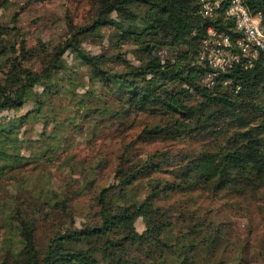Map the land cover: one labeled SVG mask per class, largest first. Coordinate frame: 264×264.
<instances>
[{
    "label": "trees",
    "instance_id": "trees-1",
    "mask_svg": "<svg viewBox=\"0 0 264 264\" xmlns=\"http://www.w3.org/2000/svg\"><path fill=\"white\" fill-rule=\"evenodd\" d=\"M9 3L0 0V9ZM244 3L252 13L264 12V0ZM19 16L0 21V264H214L197 257L205 223H192L188 212L180 225L181 216L161 201L173 193H264V55L250 68L236 63L208 87L203 80L211 70L199 58L201 39L212 25L234 41L229 19L203 20L197 0H94L91 20L76 25L67 15V37L34 68L18 62L26 46ZM26 105L25 114H9ZM139 114L156 121L123 148L115 181L98 191L85 222L76 223L74 193L28 188L18 178L51 146L42 140L46 146L36 155L23 154L31 140L20 131L28 123L45 129L52 122L46 139L57 137L60 125L76 131L81 119L92 128L120 126ZM136 141L204 145L142 156L132 152ZM167 168L171 181L155 177ZM5 183L14 188L8 195Z\"/></svg>",
    "mask_w": 264,
    "mask_h": 264
},
{
    "label": "rangeland",
    "instance_id": "rangeland-1",
    "mask_svg": "<svg viewBox=\"0 0 264 264\" xmlns=\"http://www.w3.org/2000/svg\"><path fill=\"white\" fill-rule=\"evenodd\" d=\"M28 3V4H26ZM94 0H10V3L0 9V21L10 22L14 12H19L18 24L22 28V37L26 41L25 52L18 56L20 64H31L37 68L47 60L50 46L62 42L67 37V18L69 15L76 25L88 23L93 16ZM4 35L0 32V43ZM85 48L97 52L94 43H85ZM132 46H125L124 50ZM163 56L168 53L161 52ZM128 58L133 60L132 54ZM67 62L76 67L77 61L69 55ZM66 100L62 99L63 104ZM26 105L21 110L9 112L19 116L30 110ZM65 113L59 114L63 124ZM156 121L146 114L129 116L128 122L117 126V123L106 122L92 128V123L86 120L77 121L78 129L74 131L64 125L59 126L57 137L46 138L52 133L53 123L47 128L41 123H28L21 129V137L31 140L29 148H23L22 153L37 154L44 146L51 144L45 155L37 160L30 159L19 173L27 187L45 190L47 187L53 192L62 191L74 193L71 204L75 210L76 223L85 222L89 211L93 207L94 197L98 191L115 181L113 169L118 162V156L135 135L145 126ZM46 130V131H45ZM43 134V135H41ZM45 144L43 143V141ZM201 141L188 143L154 142L142 143L136 141L132 152L141 154L154 150L170 152H187L203 148ZM52 159V160H51ZM166 170L155 174V177L171 181V174ZM82 183H86L83 187ZM5 195L8 189L12 193V185L4 184ZM24 193V192H23ZM22 193V194H23ZM164 207L175 212L178 224L183 225L184 213H193L191 222L205 223V237L198 241L203 243L197 257L210 260L214 264H264V193L258 196L240 197L237 194L210 192L173 193L161 201ZM91 208V209H90ZM137 230L143 229L138 221ZM43 228H39L40 232ZM217 238L211 243L210 238ZM208 237V238H207Z\"/></svg>",
    "mask_w": 264,
    "mask_h": 264
},
{
    "label": "built area",
    "instance_id": "built-area-1",
    "mask_svg": "<svg viewBox=\"0 0 264 264\" xmlns=\"http://www.w3.org/2000/svg\"><path fill=\"white\" fill-rule=\"evenodd\" d=\"M198 13L203 20L223 16L233 23L237 37L234 41L221 29L208 25L200 43V61L211 72L203 83L212 87L215 78L241 62L250 68L260 54L264 55V12L252 13L244 0H197Z\"/></svg>",
    "mask_w": 264,
    "mask_h": 264
}]
</instances>
